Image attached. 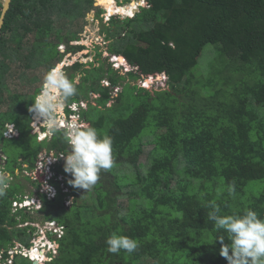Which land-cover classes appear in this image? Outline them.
Here are the masks:
<instances>
[{
    "label": "trees",
    "instance_id": "1",
    "mask_svg": "<svg viewBox=\"0 0 264 264\" xmlns=\"http://www.w3.org/2000/svg\"><path fill=\"white\" fill-rule=\"evenodd\" d=\"M94 1H11L0 38V106L7 104L11 112L6 110L0 120L14 122L21 135L12 140L20 149L18 155L11 157L4 145L9 162L5 170L12 177H17L14 169L32 173L43 149L47 153L66 152L67 144L64 131L43 142L27 133V104L40 90L37 88L32 96L11 94L6 84L7 76L14 73L10 65L18 68L32 58L34 66L50 64L48 72L53 68V58L60 61L63 56L57 51L58 44L65 43L73 52L84 49L69 45L78 38L66 32L65 37L58 35L60 28H55L54 22L65 24L68 17V24L73 26ZM145 2L148 8H140L133 17L123 21L111 18L109 23L108 40L116 45L109 44L107 52L121 55L130 70L122 75L120 70L125 68L115 71L99 60L88 68L79 63L68 68L72 71L68 78L79 74L81 81L67 103L86 100L88 93L98 95L84 116L99 135L113 138L116 167L100 173L105 180L107 175L112 177L109 190L95 184L86 195L87 191L62 182L69 186L72 196L84 198L82 204L64 206L66 195L52 180L50 183L58 187L55 198L46 200L37 192L43 203L41 210L53 212L56 200L58 208L62 205L71 209L70 216L45 215L65 228L60 239L54 238L58 244L56 256L49 254L46 264H177L187 254L193 232L196 246L192 264H227L220 252L210 263H197L204 252L221 250L231 243L229 234L216 230L208 219L211 203L219 205V215L252 210L264 219V0ZM132 5L137 9V3ZM120 22L123 28L118 26ZM31 34H35V40L28 50L24 49V39ZM50 46L55 55L45 52ZM162 73L168 89L152 94L142 87L144 81ZM105 79L107 86L102 84ZM182 98L188 101L180 102ZM0 140L6 139L0 135ZM145 145L153 148L150 163L142 172L138 159ZM21 164H26V169ZM126 169H132L134 177L124 174ZM56 171L65 174L63 166H57ZM32 176L38 190L44 177L39 172ZM122 176H126L125 182ZM120 183L130 186L124 208L115 201L116 192L122 189ZM229 185L235 189L231 194ZM24 188L22 183L12 182L6 195L0 197L2 261H10L7 252L14 243L31 246L30 233L35 230L28 225L31 219L23 210L12 207L14 201L25 196ZM80 212L85 215L83 219ZM20 224L25 226L18 227ZM113 233L136 239V251L109 253L106 240ZM209 239L212 241L204 243ZM11 264L32 262L15 253Z\"/></svg>",
    "mask_w": 264,
    "mask_h": 264
},
{
    "label": "clouds",
    "instance_id": "2",
    "mask_svg": "<svg viewBox=\"0 0 264 264\" xmlns=\"http://www.w3.org/2000/svg\"><path fill=\"white\" fill-rule=\"evenodd\" d=\"M2 3L3 2L0 3L1 6ZM114 3L116 6L121 7L115 0ZM94 4H96V1H94ZM142 4L144 6H137L138 10L136 9V12H139L140 8H148L145 0H142ZM91 9L92 7L89 8V10ZM105 12L106 11L103 12L102 9V12L97 13V16L100 17L102 14H105ZM136 12H134L132 16L126 17L131 18ZM78 40L69 43V45L72 46L73 43ZM63 45L67 47L65 43L59 44V46ZM79 51L80 50H77L76 52ZM58 52L60 54H71V51L68 50H66L65 53L60 51ZM109 57H114V59H116L115 57L122 58L124 65H126V62L121 55L109 54ZM69 65L72 66L73 63H70ZM96 65L98 66V64ZM122 67L123 66L120 64V66L115 68L116 70H120ZM68 68L67 70H69ZM115 68L113 67V69ZM64 71L61 67H54L46 72L42 85L38 88V91L40 90L39 93L35 95L31 104H27V110L29 111V119L27 118L29 128L27 133L29 132L30 136H34L38 142H43L48 140H44L45 136H41L44 134V129L41 128L42 126L47 129L48 135L51 136L49 140L53 138V135L57 131H64V140L67 144V148L63 150L66 152H62V150H55L47 153V151L43 149L35 160V167L37 166L35 169L40 171L39 173L44 177V184L38 190H50L46 192L40 191L41 194L43 193L46 196V200H52L57 195L58 187L52 185L50 183L51 180L54 183H58L60 186V182L67 181L63 179L71 177L67 183L74 188L83 189L84 192H86L97 183L101 171L111 169L114 163L112 147L113 138L109 135H99L98 130L91 126L86 121L84 116L85 112L88 110L89 104L92 103L88 102L85 110H83L80 106L83 102H85L84 100L67 103L69 98L76 94V85L81 77L79 74H76L74 79H69L68 77L70 74L67 75ZM160 75L164 78L163 80L167 82V77L163 73L155 76L156 79ZM11 78L12 77L10 76V78H7L6 80L9 90L10 85L8 83L9 81L11 82ZM149 80L150 82H148ZM154 82L155 79H147L143 82L142 87L148 90ZM10 93L12 94L11 91ZM13 95L24 96L21 93ZM71 117L73 118L69 122L68 120ZM32 118L33 120L36 119V123H34ZM38 123L40 124L38 125ZM40 129L42 132H38ZM6 131H10L12 135L10 137L6 136ZM36 132L41 137L40 140L37 139ZM0 135L6 140H17L21 137L17 127L16 129L0 130ZM42 154H44L43 160L39 158ZM5 156L7 159V155ZM42 162L44 163L43 165ZM57 166H63L65 174L57 172ZM5 169L6 167L0 172V197L6 195V191L12 178L10 173ZM34 174L35 173H33V175ZM61 185L64 186L63 183ZM234 190V186L229 185V193H233ZM48 192H53L52 199H47ZM23 198L21 201H14L13 204H22ZM32 205L35 206V203H32ZM29 206L30 205H25L21 207L20 210H23L22 208H28ZM211 207L213 210L208 214V219L214 222V228L216 230L223 229L226 233H228L231 240L230 245H226L220 250V254L227 260V264H264V219L259 218L258 214L252 210H245L243 214L219 215L221 212L219 205L212 203ZM13 208L18 209L16 206H13ZM40 208L41 206L38 210H40ZM50 220L52 221L51 223L53 224L55 232H57V230L58 233L62 232L58 238L52 233L56 239H60L64 235L65 228L60 226L57 220L49 218V221ZM53 243H56L55 240H53ZM106 244L108 245L107 251L112 254H119L120 250H124L125 252L131 254L138 248V241L136 239L124 235H117L115 233H113L106 240ZM55 247L57 248L58 244L55 245ZM30 249H32V246L29 247V250ZM24 257L29 258V256ZM29 260L32 263L38 262L37 260L34 261L30 258ZM6 262L7 261H2L1 256L0 264H6Z\"/></svg>",
    "mask_w": 264,
    "mask_h": 264
},
{
    "label": "rangeland",
    "instance_id": "3",
    "mask_svg": "<svg viewBox=\"0 0 264 264\" xmlns=\"http://www.w3.org/2000/svg\"><path fill=\"white\" fill-rule=\"evenodd\" d=\"M95 1H96V4H94L92 9L89 10L85 14V17H83V15L81 14V17L74 20L73 26H71L72 25L71 23L68 24V17H65V24H62L61 21L60 22H54L55 28H57V29L60 28L59 31L56 32L58 35L65 37L66 36L65 32H66V33H69V35L76 36L79 40L77 42L73 43L72 46H74V45L83 46L84 50H80L79 52H72L71 51V54H67V53H65L67 50V47H65L64 45L59 46V44H58V50L57 51H60V52L65 53V54H63L60 61L57 58H53V60L51 61V66L53 68L54 67H61V69L63 71L65 69L64 72L68 75V74L72 73V71L67 70V68L69 66H71V65H69L70 63L83 64L86 66L85 68H88L89 64L94 63V62L99 60L102 63L104 62L106 64V66L109 63L112 69H113V67L115 68L117 66H120V64H121L125 69L120 70V72L122 73V75H124L125 71L130 70V68L128 69L126 67V65H124L123 62L118 63L114 59V57L110 58L109 54L107 52L108 46H109V44H111L110 43L111 40H108V38H109L108 29L110 28L109 23H110L111 18H115V19L123 21L126 18V16H129V15H126L127 13L130 12L133 14L136 11V6L132 5V3H137L138 7L139 6L143 7L144 5L142 4V0H115L121 7L116 6L114 3V0H95ZM1 2H3V0H0V3ZM123 5H125V6H123ZM130 5H132V6H130ZM138 7H137V10H138ZM99 9L100 10L103 9V12L106 11L105 14H102L100 17L97 16V13H99L98 12ZM116 12L121 14V15H119V14L114 15ZM118 26L123 28L124 24L122 25V23L120 22V23H118ZM52 39L53 38L51 37L50 40H52ZM34 40H35V34H31L30 36H27L26 39H24V44H25L24 49L27 48V50H28V48L30 46L29 44L31 42H33ZM50 43H51V41H50ZM115 45H116V43L113 42L110 45V47H113ZM45 52L48 55H52V54L55 55L54 50L52 52L51 46ZM98 52H100V56H98ZM25 53H27V51ZM35 59L37 60L38 56H36ZM33 60H32V58H28L26 61H23L21 65L19 64L20 66L18 68H16L15 65H10L9 69L11 70V72H14L11 76L13 78V80L11 78V82L9 81V83H8L10 85V91L12 92V94H20L21 93L24 96L25 95H32V94H34L35 89L41 87L42 82H43V78H44V76L48 70L47 68L49 67L50 64L49 65H37L36 60H35L36 65L34 66ZM27 65L28 66L33 65V66L30 68V67H26ZM114 70L116 71V68ZM117 71H119V70H117ZM31 77H35L34 81L28 80ZM163 79L164 78L161 75L158 76L157 79L155 77V82L151 85V87H149L148 91H150L152 93L153 91L168 89V86ZM80 81H81V78H79L78 84ZM148 82H150V80ZM102 84L104 86H107L108 85L107 80L105 79L104 81H102ZM120 89H121V86L116 87L114 91L119 92ZM79 91L82 95L83 94L82 92L84 90L81 89ZM87 96H88V98L86 100H84L85 102H83L80 105L83 110H85V108L87 107L88 102H90L94 105L95 104L94 100H95V98L98 97L97 94H92V93H88ZM179 98H181V97H179ZM187 101L188 100L185 98L180 99V102L186 103ZM6 106H7V104L3 105L2 107H0V110H5ZM8 112H11V110H9ZM72 118L73 117H71L68 121L70 122V120ZM32 120H33V118H32ZM33 121H34V123H36V119ZM39 124L40 123H38V125ZM41 128L44 129V131H43L44 134L41 136H45L44 140H49V138L51 136L48 135L47 129L44 128L43 126ZM38 132H42L41 129ZM5 135L10 137L12 134L10 133V131H6ZM36 135H37V139L40 140L41 137L38 135L37 132H36ZM5 144H7V148H8L7 152H10L11 157L13 155L16 156L20 153V149L15 148V146L12 144V140H8V141L0 140V146H3L5 148V146H4ZM31 147H33V145L30 146V148ZM152 148H153L152 145H145L144 150H143V154L138 159V163L141 165V171L142 172L146 171L147 165H149V163H150V152H151ZM28 151H30L29 148H28ZM39 158L41 160H43L44 154H42ZM2 164H4V161L2 162ZM43 164L44 163L42 162V165ZM25 165L26 164H21V168L26 169L27 166H25ZM8 166H9V162H7V167ZM115 167L116 166L114 165L111 169H113ZM1 170H2V168L0 166V172H1ZM37 172H40V171H37L36 169H34L33 173L37 174ZM123 173L124 174L126 173L131 177H134V175H135V174H133L132 169H126V170H124ZM31 176H32V173L29 171H19L17 174V177L11 178L9 185L12 184V182H13V184L22 183V185L25 187L24 190L22 191L25 195L23 198V203L20 205L12 204V207L16 206L18 209H20L21 207H23L25 205H30L28 208H22L23 212L27 216H29V218L31 219V220H29L28 225L35 229L33 233H30V242L29 243L31 244L32 249H35L34 255H37L39 253L38 252V250H39L41 253H43L44 256L41 255V257H38L37 259L32 258L30 256L29 251H28L29 247L26 248L22 243L21 244L14 243V246L12 248H9L7 254H9L10 258L12 259V255L17 252V253L22 254L23 256H29V258L33 259L34 261L37 260L38 264H46V262L49 261V259H48L49 254L53 255L54 257L57 254V248L58 247L57 248L55 247V245H57V244L53 243V240L55 238L54 235H56V237L58 238L62 234V232L58 233V230H57V232H55V229L53 228V224L51 223L52 221L51 220L49 221V219H46L45 215H48V216L58 215L60 217H65L66 215L70 216L68 214L70 213L71 209H63L62 205H61V208H58L59 202H58V200H56L52 203L55 206V209H53V212H51V211L46 212L45 210H41L43 208V203H42V199L39 197L38 193H40V191L46 192V191H50V190H37L33 186L32 181H34V180H33V178H31ZM69 179H71V177L67 178V179H63V180L68 181ZM126 180H127L126 176L121 177L122 182H125ZM112 182H113V179L110 175H107L106 180L100 176L96 185H98V188L101 187L105 190H109L110 188H112ZM61 184H62V182H60V186H59V188L61 189V192L63 194L66 193L65 194L66 196L64 198L65 206L70 207L74 203L75 204L84 203L82 201V200H84L83 197H80V199H78L77 195L72 196V194H71L72 191L70 190L69 186H67V185L63 186ZM122 185L123 184L119 185V187H121L122 189L120 191H117L115 194V195H117V197L115 199L116 204L118 203L120 208L121 207L124 208L127 206V204H128L127 193L130 190V186L128 187V185H124V186H122ZM18 188H20V187H18ZM91 191L92 190H90V189L87 190L86 195H88V193ZM112 194H113V191H112ZM47 195H48L47 199L53 198V192H48ZM90 196L92 198H95L94 194L90 193ZM32 203H35V206H33ZM40 206H41V208H40V210H38ZM13 209H15V208H13ZM114 209H116V208H114ZM103 211H106V209H104ZM120 211L122 213H124V210L120 209ZM112 212H113V209H112ZM84 217H85V215L80 212V219H83ZM23 226H25V224L18 225V227H23ZM193 233H194V239L188 245L187 254H185L183 257L181 256V258L177 264H192L194 249L196 246V238H195L196 233L195 232H193ZM64 234H65V232H64ZM48 241H50V242H48ZM209 241H212V239L206 240L204 243H207ZM219 252H220V249L211 250V251H208L207 253L204 252L200 256V260L197 261V263L202 262L203 260H208V262L210 263L211 259H213V255H215ZM189 254H192V256H189ZM1 256H2V254L0 253V260H1ZM29 258L27 257L28 261H30ZM11 259H10V261L8 260L6 262V264H11Z\"/></svg>",
    "mask_w": 264,
    "mask_h": 264
},
{
    "label": "flooded vegetation",
    "instance_id": "4",
    "mask_svg": "<svg viewBox=\"0 0 264 264\" xmlns=\"http://www.w3.org/2000/svg\"><path fill=\"white\" fill-rule=\"evenodd\" d=\"M7 78H10V75H8ZM8 109L10 110V108L8 107H6L5 110H0V116ZM4 129H16V124L10 120L1 119L0 130L3 131ZM5 155H7L5 148L3 146H0V166L2 167V169H4L7 166V162H8ZM3 161L4 164H2ZM19 161H21V159H19ZM14 170H15V174H18V171L16 169Z\"/></svg>",
    "mask_w": 264,
    "mask_h": 264
},
{
    "label": "water",
    "instance_id": "5",
    "mask_svg": "<svg viewBox=\"0 0 264 264\" xmlns=\"http://www.w3.org/2000/svg\"><path fill=\"white\" fill-rule=\"evenodd\" d=\"M11 0H4L1 6V12H0V38H1V29L4 24V19L6 16L7 11L9 10ZM34 262L33 264H35Z\"/></svg>",
    "mask_w": 264,
    "mask_h": 264
},
{
    "label": "bare ground",
    "instance_id": "6",
    "mask_svg": "<svg viewBox=\"0 0 264 264\" xmlns=\"http://www.w3.org/2000/svg\"><path fill=\"white\" fill-rule=\"evenodd\" d=\"M130 6H132V5H130ZM114 9H115V8H114ZM135 12H136V11H135ZM116 13H117V12H116ZM116 13H115V14H116ZM117 14H119V13H117ZM126 15H132V13L129 12V13H127ZM126 15H125V16H126ZM34 251H35V249H30V250H29L30 256H31L32 258H34ZM38 252H39V253H38V256H37L35 259H37L38 257H41V255H43V253H41L39 250H38ZM43 256H44V255H43Z\"/></svg>",
    "mask_w": 264,
    "mask_h": 264
}]
</instances>
